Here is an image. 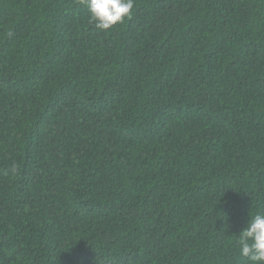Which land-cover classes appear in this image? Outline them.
I'll return each instance as SVG.
<instances>
[{"label": "trees", "instance_id": "obj_1", "mask_svg": "<svg viewBox=\"0 0 264 264\" xmlns=\"http://www.w3.org/2000/svg\"><path fill=\"white\" fill-rule=\"evenodd\" d=\"M264 0H0V264H251Z\"/></svg>", "mask_w": 264, "mask_h": 264}, {"label": "clouds", "instance_id": "obj_2", "mask_svg": "<svg viewBox=\"0 0 264 264\" xmlns=\"http://www.w3.org/2000/svg\"><path fill=\"white\" fill-rule=\"evenodd\" d=\"M81 3L90 13V22L103 31L124 23L132 16L135 6V0H81ZM235 243L240 255L247 257L251 264H264V212L250 214Z\"/></svg>", "mask_w": 264, "mask_h": 264}]
</instances>
